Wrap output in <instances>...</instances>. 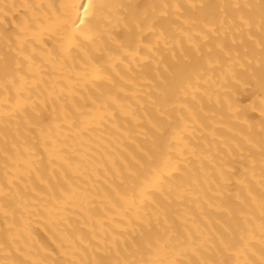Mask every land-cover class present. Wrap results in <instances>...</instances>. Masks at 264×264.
Instances as JSON below:
<instances>
[{
    "label": "bare ground",
    "instance_id": "bare-ground-1",
    "mask_svg": "<svg viewBox=\"0 0 264 264\" xmlns=\"http://www.w3.org/2000/svg\"><path fill=\"white\" fill-rule=\"evenodd\" d=\"M0 264H264V0H0Z\"/></svg>",
    "mask_w": 264,
    "mask_h": 264
}]
</instances>
